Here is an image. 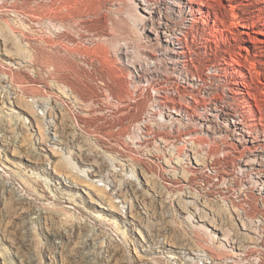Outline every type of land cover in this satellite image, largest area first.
Returning a JSON list of instances; mask_svg holds the SVG:
<instances>
[{"label": "rangeland", "instance_id": "374dc122", "mask_svg": "<svg viewBox=\"0 0 264 264\" xmlns=\"http://www.w3.org/2000/svg\"><path fill=\"white\" fill-rule=\"evenodd\" d=\"M208 2L187 38L199 94L222 95L211 65L227 66L264 116V0ZM140 5L0 0V264H264L243 147L166 121L156 100L181 99L183 82L150 59Z\"/></svg>", "mask_w": 264, "mask_h": 264}, {"label": "bare ground", "instance_id": "6f19581e", "mask_svg": "<svg viewBox=\"0 0 264 264\" xmlns=\"http://www.w3.org/2000/svg\"><path fill=\"white\" fill-rule=\"evenodd\" d=\"M160 1L162 4L159 1L151 3L152 1L149 2V0H140L141 5L138 6L141 11L140 15L148 22L149 30L157 45L155 53L151 52L149 57L163 61L168 72L172 73L171 78H182L184 94L179 100L169 101L159 97L156 102L161 107H165L167 111L166 121L170 124H182L186 128L195 127L197 130L212 132L213 137L226 135L230 139L238 141L243 147L239 151L241 162L239 168L248 173L252 182L258 186L256 187L258 194L263 198L264 163L260 161L264 157V116L262 114L258 116L253 111L255 105L259 112L261 111L257 101L253 105L252 100L248 97H236L240 90V84L245 87L249 84L244 81L233 80L232 71H226L227 66L212 64L210 74L215 77L218 76L219 80H222L225 92L222 95L217 92H202V96L199 94L201 93L200 89H204L203 87L207 85L205 78L194 72L196 59L192 53L196 54V51L187 42V38L190 30L195 28L199 22L198 17L193 15V11H196L193 4H198L197 11H201L200 6H207L208 0ZM165 8L167 9L166 13ZM168 11L177 16H182L180 24L172 25L171 20L166 15ZM236 54V57L233 54L231 58L238 64H241L239 56L247 59V56L241 52ZM224 63L232 64L231 60H224ZM132 69L139 82L143 79L149 80L150 83L161 77L159 70L153 66L148 72L147 78L142 67L132 66ZM173 82L175 81L173 80ZM206 144L209 146L208 143ZM70 185L73 186L74 183L71 182ZM207 262L216 264L213 259Z\"/></svg>", "mask_w": 264, "mask_h": 264}]
</instances>
